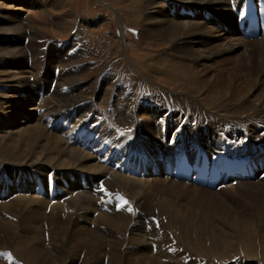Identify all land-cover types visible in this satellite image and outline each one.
<instances>
[{
	"label": "bare ground",
	"instance_id": "6f19581e",
	"mask_svg": "<svg viewBox=\"0 0 264 264\" xmlns=\"http://www.w3.org/2000/svg\"><path fill=\"white\" fill-rule=\"evenodd\" d=\"M244 6L245 0H145V29L141 35L150 41L172 43L169 51L152 58L146 73L164 71L172 83L184 87L191 100L186 102L185 95L151 90L149 99L143 101L146 109L122 104L121 116L136 134L120 139L122 124L105 118L103 130L95 131L97 126L88 132V126L84 127L87 134H83L88 138L83 144L84 135L76 130L70 132L69 128L63 133L66 119L51 124L45 114L35 125L0 137V161L4 162L0 163V171L11 180L6 179L7 187H0V242L8 238L14 243L17 260L66 264L67 253L81 251L85 252L86 262L92 255L100 260L108 257V264H192L200 262L196 254L206 257L202 264H222L224 259L218 250L232 240L239 242L245 253L257 249L254 224L264 226V36L245 37ZM235 34L239 37H233ZM208 37L228 41L211 45ZM10 44L8 55L21 61L28 51ZM241 47L243 51L232 55ZM213 61L218 64L207 63ZM20 67L10 70L0 83V130L17 126L16 110L3 111L7 108H3L5 100L15 109L17 100L36 101L42 91L51 94L50 101L70 104L89 122L97 120L93 102L85 99L90 97L86 95L90 89L77 84L74 75L57 79L55 69L38 75L23 64ZM99 89L96 94L102 98L106 90L103 86ZM196 93L204 104L193 99ZM157 105L161 113L154 108ZM161 114H169L167 123H159ZM183 152L198 161L204 154L212 160L224 156L231 168L243 163L233 167V174L222 178L216 187L203 186L174 174L177 158ZM107 154L110 158H104ZM147 158L149 167H145ZM17 166L24 168L22 176ZM151 168H156L155 174ZM80 171L88 174L80 175ZM145 171L149 173L147 178ZM17 172L20 179H16ZM253 179L258 180L248 183ZM213 190H220L217 193L222 195L217 196ZM169 196L188 199L190 204L203 202L209 209L220 208L216 207L219 204L224 209L215 223L206 213L172 201ZM120 197L127 198L129 205L121 206ZM241 201H250L249 206L245 205L247 211L238 209ZM148 205L154 210L158 207L160 220L166 221L170 232L142 218ZM94 212L98 213L94 222L105 230L96 232L82 225L93 219ZM179 217L189 221L188 233H196L195 240L186 236L190 248L183 252H175L174 244L169 248L165 242L173 238L170 233L177 234ZM207 228L211 235L206 233ZM47 234L48 241L44 238ZM52 240L59 242L54 246L58 253ZM208 240L209 251L205 254L199 251L200 243L208 244ZM258 242L264 244V234ZM149 245H155V254L146 251Z\"/></svg>",
	"mask_w": 264,
	"mask_h": 264
},
{
	"label": "rangeland",
	"instance_id": "374dc122",
	"mask_svg": "<svg viewBox=\"0 0 264 264\" xmlns=\"http://www.w3.org/2000/svg\"><path fill=\"white\" fill-rule=\"evenodd\" d=\"M144 6L145 0H0V28H2L0 32V83L4 78L8 77V73L10 70L17 71V68H21V64H23L25 68L29 69L31 73L33 72L35 74L36 72L38 75H43L48 70L55 69L54 76H56L55 78L57 79H59V77L64 78L65 76L72 74L74 75L72 76L73 80L75 79L77 84L83 86L84 89H90V93L88 92V94H86L90 97H86L85 99H90V101L93 102L94 112L97 115L96 121L92 120L89 122L85 114L79 113L77 110H75L76 108L70 106V104L62 105L50 101L51 99H49V97L51 94L48 95L47 91H42V94L40 92V98H38L36 101L34 100L33 102H26V100L22 102L21 100H17L15 102V109L8 106L7 104L10 103H8V100H5L4 103L7 106L3 105V108H7H4L3 111L7 110L8 112H12L16 110L18 114H15V116L17 115L18 119L16 127H2L3 129L0 130V137L8 136L12 132L15 133L28 124L35 125L38 121L37 119L39 117H44V115L46 114V117H49L48 121L51 124L58 123L60 118H63L64 120L66 119L67 126L63 133H65L70 128V132L76 130L78 133H81V135H84L83 133L87 134V131L92 132L91 129H93L94 131L97 126L98 127L95 129V131L103 130L104 120L105 118H108L116 122V124H122L119 133H122V135H120V139L123 140L125 139V137L127 138L129 136H132L137 132L132 133L135 129L125 117L121 116L122 110L120 109L122 108V104L125 105L127 103H131L134 107L138 108L137 110L142 108L146 109L143 101L149 99V91L151 90H154L156 92L163 91L167 94L172 93L176 96L178 94L181 96L185 95L186 102H189L191 98H189V96L184 92V87H178V84L176 85L175 83H172V79L167 73H165L164 71H160L158 73L157 71H155L153 72V75H149L150 73H146L148 72L146 71L148 68V64L151 65L150 62L152 58L160 52L169 51L172 43L171 41L162 39L158 41H150L145 39L141 35L143 30L145 29L143 25L145 22V17H143L145 16V13L143 11ZM16 24L17 26H15V28L14 25ZM18 25H21V29L19 30ZM233 37H239V35L235 34L233 35ZM8 38H10L9 42L7 41ZM207 41H209L211 45H217L219 43L223 44V42L226 43V41L228 40H218L216 37H208ZM10 42H12L13 44L15 43L17 47L24 46L28 51L23 56L21 61L18 60V58L15 61L14 58L8 55L9 49H12V45L10 44ZM200 47L204 48V46H199V48ZM243 50L244 47H241L240 49L233 52L232 55H236ZM207 63L212 66L213 64L214 66L215 64H218V62L215 61ZM52 73L53 71L51 72V74ZM209 75L211 76V73ZM148 77L150 78V80ZM242 81L246 83L247 77H244ZM100 86L105 87L106 90L103 91L106 93L104 97L102 96V98L98 97L96 94L100 90ZM82 89L79 90L80 95L82 93L81 91H83ZM180 92H183L184 94ZM86 95L84 94V96ZM123 96L125 97V99L123 98ZM119 99L121 100V103ZM193 99L200 104L205 103L200 99L198 93H196ZM45 101H49V104L45 105ZM25 103L28 105H25ZM55 103L58 105L56 106ZM157 106L154 107L155 109L157 108L156 110H158V108L160 107ZM156 110L155 112L157 113L158 111L159 113L162 112L161 109L158 111ZM217 112L220 113V111ZM30 113H32V116H30ZM76 113H78V115H76ZM169 114H161L158 118V121L160 120L159 123H167ZM35 117L36 119H34ZM29 118H31V121H27L29 120ZM176 118L175 120L177 121L178 119ZM85 126H88L87 131L84 130ZM132 128L133 130H130ZM17 136H19V134L15 137ZM87 138V135L83 136V144ZM6 139L4 138V140L2 141H5ZM22 147H25V145L22 144ZM37 148L38 151H43L42 148ZM107 155H104V158H110V155ZM0 163L1 165H3L4 162L0 161ZM125 166L128 169L130 167V163L125 164ZM149 166L150 163H148L147 158L145 160V167ZM17 167L18 168H16V170H19L18 172H20V175L22 176L23 171H25L24 168L22 166ZM130 169L133 170L132 166ZM150 171L156 173L157 170L156 168H151ZM18 172L16 175V179L21 178V176L18 175ZM81 173L87 172H78V174L80 175ZM148 174L149 173L146 172V178L148 177ZM6 179L9 178H6V175L2 174V172L0 171L1 188L7 187L9 185L8 180ZM257 180L258 179H253L251 181H248V183H254L255 181L257 182ZM231 185L233 186L234 184ZM192 188L196 187L192 186ZM233 190L234 189H232V192L234 193ZM213 191H215L213 193L218 196L219 193H217V191L220 190ZM169 199H171L172 201L181 202L184 205L187 204V206H191L198 211H202L204 214L206 213V215H208L211 220L213 219L215 223L218 222L217 220H219L220 217L219 214L224 209L219 204L216 205V207H220L221 209H215V206H210L211 209H209L203 202L199 204H197V202L192 204L193 202H191L190 204V201H188V199L181 200V198L177 196H169ZM125 200L129 205V200L127 198ZM228 200L230 201V199ZM249 203L250 201H241L239 203L238 209L241 211H247L248 209L245 205L249 206ZM157 210L158 207H156L154 210L151 205L145 206L142 212L143 215L141 214L142 218L144 217V220L148 221V223L150 222V224L153 223L152 225H155L157 229H161V227H163L165 229H169L170 232L171 228L166 226V221L161 222L159 216L160 213ZM236 213L238 212L236 211ZM97 215L98 213L94 212L93 219L84 221L82 225H85L96 232L105 230L103 229L104 226H102L103 228L101 229L97 225V223L94 222L96 219L94 216ZM225 223L227 224V222ZM177 226V234L170 233L169 236L173 238L166 240L165 242L168 241L167 243L169 244H167V246L169 248L174 244L175 246L173 245V247H175V252L176 250H179L180 252L187 251L190 247L186 243V236H191L190 239L195 240L196 233L194 232V235L188 233L190 226L187 219L183 220L181 217H179ZM263 228L264 226L260 227V225L258 226V224H254L253 229L256 231V236L254 238L257 249H255L254 251L247 250L248 254L247 252H243V249L239 242L233 240L230 241L228 245L222 246V248L218 250L219 257L224 259L222 264H264V244L260 245L258 242L259 237L264 234ZM210 231L211 230L209 228L206 229V233H208L209 235H211ZM44 238H46L48 241V234L47 237ZM5 239L0 242V264H24V260L20 259L21 261H24L21 262L20 260H17L13 255V251L15 252L14 243H12L8 238ZM209 241L210 240H208V244L207 241L206 243L204 241L203 243L201 242L200 247L202 248H199V251L206 254L209 251ZM51 245H53L54 247L56 245H59V242L52 240ZM191 245L194 244L192 243ZM54 248H56V251L58 250V247ZM107 249H109V246L105 248V250ZM146 251H152L155 254V245H149ZM195 256L197 258L196 260L200 262H193L192 264H202L205 262L206 257L204 255L197 256L195 254ZM84 257L85 252L81 253V251L67 253V255H65L66 264H108L109 260L108 257H106L104 260H100L94 258L92 255H88L87 258L89 257L90 259L88 262H86L84 260ZM102 260L104 263H102Z\"/></svg>",
	"mask_w": 264,
	"mask_h": 264
},
{
	"label": "snow or ice",
	"instance_id": "6c2138e0",
	"mask_svg": "<svg viewBox=\"0 0 264 264\" xmlns=\"http://www.w3.org/2000/svg\"><path fill=\"white\" fill-rule=\"evenodd\" d=\"M120 200H121V206H124L125 204H127L128 202L123 198V197H120ZM132 209L129 208V211H131ZM10 255V254H9Z\"/></svg>",
	"mask_w": 264,
	"mask_h": 264
}]
</instances>
